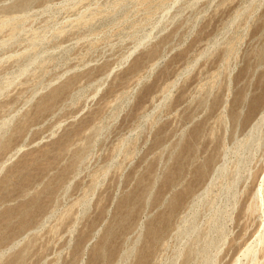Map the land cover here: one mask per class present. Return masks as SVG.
Returning <instances> with one entry per match:
<instances>
[{"label":"rangeland","instance_id":"obj_1","mask_svg":"<svg viewBox=\"0 0 264 264\" xmlns=\"http://www.w3.org/2000/svg\"><path fill=\"white\" fill-rule=\"evenodd\" d=\"M263 46L264 0H0V264H264Z\"/></svg>","mask_w":264,"mask_h":264},{"label":"bare ground","instance_id":"obj_2","mask_svg":"<svg viewBox=\"0 0 264 264\" xmlns=\"http://www.w3.org/2000/svg\"><path fill=\"white\" fill-rule=\"evenodd\" d=\"M4 23V22H3ZM256 54V59H257V61H256V64H255V67L254 66H249V69H251V72H252V74L254 75L256 72H257V70L259 69V68H263V71H262V73L264 74V46L263 47H261L258 51H257V53H255ZM26 68V67H25ZM28 68V67H27ZM23 70H24V68H23ZM264 77V76H263ZM262 95V94H261ZM237 100H236V102L238 101V103H240V107L238 106V105H235L232 109H230L229 111H226V113L224 114L225 116H224V120L225 121H232V122H234V124L235 125H238L239 124V122H240V120H241V117H243L242 116V114H243V110H242V108L244 107L245 108V106L247 105V104H249V92L248 91H246V90H243V91H240L237 95ZM260 95H258L257 97H259ZM263 97H261V99H262ZM259 99V98H258ZM253 100H254V98H253ZM263 100V99H262ZM258 101V100H257ZM252 102V101H251ZM250 102V103H251ZM236 104V103H235ZM256 105L257 104H259V103H255ZM254 104V105H255ZM261 104H262V101H261ZM253 105V107H255ZM263 105V104H262ZM261 105V106H262ZM243 106V107H242ZM252 107V108H253ZM260 107V106H259ZM263 108H264V106H263ZM257 109V108H256ZM262 109V108H261ZM257 112V111H256ZM259 113H261L260 111H259ZM255 114V113H254ZM250 115H253V114H250ZM259 116V114L257 115V117ZM247 118H248V116H246ZM260 117V116H259ZM258 117V119L256 120V119H254V123L252 124V126L249 128L250 129V135H253V132H255V131H258L259 132V129L262 127V125H263V123H264V110L262 109V114H261V117L259 118ZM245 118V117H244ZM250 119H251V116H250ZM249 118L247 119L248 121L250 120ZM243 122H247V121H245V120H242ZM242 122V123H243ZM8 123V122H7ZM6 124V123H5ZM8 125V124H7ZM6 126V125H5ZM1 127V126H0ZM9 129V128H8ZM261 130V129H260ZM257 133V132H256ZM256 136V135H255ZM259 136V135H258ZM255 138H257V136L255 137ZM250 139H253V138H250ZM245 148V147H244ZM189 153V152H188ZM209 161V160H208ZM220 168V167H219ZM224 168V167H223ZM222 168V169H223ZM179 169V168H178ZM215 170H217V168L215 169ZM181 171V170H180ZM225 171V170H224ZM205 173H206V167H205V165H203L202 167H200L198 170H197V174H198V176H204L205 175ZM216 183V182H215ZM155 187V186H154ZM153 188V187H152ZM206 189V188H205ZM263 189H264V187H263ZM153 190V189H152ZM150 192H152V191H150ZM151 195V194H150ZM205 195V194H204ZM149 196V195H148ZM148 196H147V198H148ZM203 196V195H202ZM201 197V196H200ZM201 199V198H200ZM176 203H177V201H176V199H174V200H172L171 202H170V204H169V210L166 212V213H164V214H162V215H160L159 216V218H158V220H157V222L155 223V225H151L150 227H149V232H150V234H151V239H152V241L151 242H154L156 239H157V237H159L160 235H162L163 234V230L166 228L165 226H167L168 224H169V222H170V217H171V215L173 214V212L175 211V207H176ZM168 204V203H167ZM201 205V204H200ZM198 206V205H197ZM198 209V208H197ZM219 211V210H218ZM188 212V211H187ZM192 215V214H191ZM215 217V216H214ZM216 221V220H215ZM185 223V222H184ZM224 226V225H223ZM196 227V226H195ZM214 228V227H213ZM224 230V229H223ZM136 231V230H135ZM222 234V233H221ZM261 235V234H260ZM187 236V235H186ZM258 237H260L259 238V240H260V243L261 242H263V238H262V235L261 236H258ZM258 239V238H257ZM256 243V242H255ZM258 243V242H257ZM151 245V244H150ZM150 245H149V247L148 248H145L143 251H141V253H140V258H141V261H144L145 260V258H146V254H147V252L149 251V249H150ZM253 245V244H252ZM252 245H251V247H252ZM255 245V244H254ZM12 249V248H11ZM247 249V248H246ZM251 249V248H250ZM250 249L248 248L247 249V251H245V254L243 253V255L244 256H246L247 257V255L248 254H250L249 252H250ZM256 249V248H255ZM254 249V250H255ZM4 252V251H3ZM5 253V252H4ZM132 253V252H131ZM130 253V254H131ZM252 253V252H251ZM2 254V253H1ZM181 255V254H180ZM205 255V254H204ZM212 256H213V254H212ZM239 260H240V258H239ZM239 260L237 261V263L239 262ZM105 261V260H104ZM242 261V260H241ZM206 262V261H205ZM211 263V262H210ZM236 263V264H237ZM119 264V263H118ZM243 264V263H242Z\"/></svg>","mask_w":264,"mask_h":264}]
</instances>
